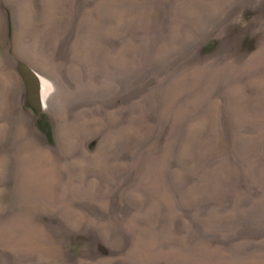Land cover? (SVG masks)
I'll use <instances>...</instances> for the list:
<instances>
[{
  "label": "rangeland",
  "instance_id": "374dc122",
  "mask_svg": "<svg viewBox=\"0 0 264 264\" xmlns=\"http://www.w3.org/2000/svg\"><path fill=\"white\" fill-rule=\"evenodd\" d=\"M0 264H264V0H0Z\"/></svg>",
  "mask_w": 264,
  "mask_h": 264
},
{
  "label": "water",
  "instance_id": "95a60500",
  "mask_svg": "<svg viewBox=\"0 0 264 264\" xmlns=\"http://www.w3.org/2000/svg\"><path fill=\"white\" fill-rule=\"evenodd\" d=\"M22 72H23V75H24V78H25V81L27 82V87H28V100L29 102L34 105V106H37L39 104V83L38 81L32 76V72L26 68V67H23L22 69ZM29 72L31 74V77L33 79H35L34 83H33V88L34 90L31 92L30 91V88H29V85H28V81L26 79V72Z\"/></svg>",
  "mask_w": 264,
  "mask_h": 264
},
{
  "label": "bare ground",
  "instance_id": "6f19581e",
  "mask_svg": "<svg viewBox=\"0 0 264 264\" xmlns=\"http://www.w3.org/2000/svg\"><path fill=\"white\" fill-rule=\"evenodd\" d=\"M27 77H28V78H27L28 80H30V79H31V76H30V75H28V74H27ZM30 89H31V92H32V91L34 90L33 86H31V87H30Z\"/></svg>",
  "mask_w": 264,
  "mask_h": 264
}]
</instances>
